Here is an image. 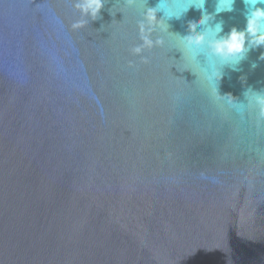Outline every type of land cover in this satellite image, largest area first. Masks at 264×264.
<instances>
[{"label": "water", "instance_id": "obj_1", "mask_svg": "<svg viewBox=\"0 0 264 264\" xmlns=\"http://www.w3.org/2000/svg\"><path fill=\"white\" fill-rule=\"evenodd\" d=\"M82 3L0 0V264H264V46L205 32L243 0L200 47L188 0Z\"/></svg>", "mask_w": 264, "mask_h": 264}, {"label": "clouds", "instance_id": "obj_2", "mask_svg": "<svg viewBox=\"0 0 264 264\" xmlns=\"http://www.w3.org/2000/svg\"><path fill=\"white\" fill-rule=\"evenodd\" d=\"M207 0H190L189 6L179 15L185 13L188 8L194 7L201 11V18L194 20L189 24V35L184 37L186 43L191 47H200L205 43V32L212 38L208 40V47L213 55L219 57L225 62L239 61L243 59L246 52L253 47L264 46V0H243L246 7L245 20L246 26L242 30L233 27L227 34L220 36L223 31V26L217 23L212 29H205V32L196 33L198 26L206 25L208 20L212 18V14H208L204 5ZM235 0H217L215 14L223 11H233ZM85 13L97 16L103 7V0H84V3L78 5ZM156 8H148L145 12V22L140 25L141 33H145L147 28L151 32L154 27L165 28L164 21L157 19ZM169 18H173V14L169 13ZM178 18V16L176 17ZM144 44L151 46L152 41L147 35H143ZM161 43V41H157ZM141 49H135L139 52ZM257 104L259 105V116L264 117V95L256 96Z\"/></svg>", "mask_w": 264, "mask_h": 264}, {"label": "snow or ice", "instance_id": "obj_3", "mask_svg": "<svg viewBox=\"0 0 264 264\" xmlns=\"http://www.w3.org/2000/svg\"><path fill=\"white\" fill-rule=\"evenodd\" d=\"M188 2H190V0H188Z\"/></svg>", "mask_w": 264, "mask_h": 264}]
</instances>
